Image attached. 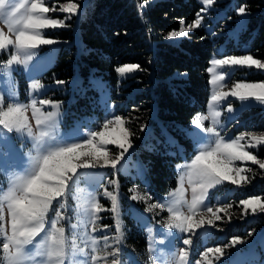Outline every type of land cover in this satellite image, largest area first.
Listing matches in <instances>:
<instances>
[{
    "label": "snow or ice",
    "instance_id": "6c2138e0",
    "mask_svg": "<svg viewBox=\"0 0 264 264\" xmlns=\"http://www.w3.org/2000/svg\"><path fill=\"white\" fill-rule=\"evenodd\" d=\"M205 6H212L214 0H201ZM80 5L77 3H65L60 6V11L69 14L78 12ZM247 6L240 5L238 14L244 15ZM51 9L46 6L44 0H21L19 3H10L9 0H0V20L7 25V32L0 28V50L14 48V53L6 61L4 67L12 65L28 66L34 59V69L38 73L46 70L49 63L55 56L54 49L43 57H36V49L42 45H54L56 41L46 38L43 30L65 25L64 20L50 19L48 14ZM207 11L201 8L200 12ZM198 12L193 23L187 28L181 27L179 31L173 30L168 37H186L188 30L201 26L204 17ZM183 25V21H180ZM11 34V35H10ZM215 35V33H211ZM204 37H202L203 39ZM234 66L255 67L264 69V61L255 59L248 55H223L221 58H212L211 67L207 69L211 75V102L208 115L200 114L192 120L195 126L191 135L195 145L191 161L188 164L178 166L181 168L179 176V187L170 191L168 198H161L163 202L148 204L147 211L154 209L167 211L170 215L166 221L168 230H176L181 236L180 243L183 247L178 253L173 254L163 249L157 250L152 243L149 244V251L157 253L153 259L156 264H189V249L193 245V237L198 230L205 229V226L217 225L223 221V214H228L231 204L223 206H209L206 201L209 198L210 190L217 186L230 182L233 185L248 183V178L243 175L246 171L243 167H237L236 162L251 161L264 169V160H261L253 152L246 150V144L253 147L264 144V133L256 134L241 133L235 138L225 139L220 134L218 126L221 112L217 110L221 102L229 96L238 98L243 102L255 100L264 105V82L248 83L236 82L225 90L224 83L229 73L218 71ZM141 69L139 64L125 63L115 70L121 76ZM57 85H63L65 81L56 80ZM44 85L39 80L31 84L33 90L41 89ZM103 87V86H102ZM14 92L9 90L8 99L14 97ZM107 91H103V103L111 118H105L99 130H91L86 133L80 125H77L68 133H60L58 129V117L60 115V102L51 99H31L30 104L6 103L5 96L0 94V171H4L5 161H11L14 155L21 152L9 134H24L32 139L35 155L29 153L30 167L23 170L22 174L15 175L11 180V186L5 192L0 188V237L3 238V257L0 264H100L101 259L108 264V257L111 256V264H121L117 258L120 247H115L112 252L101 257L98 241L90 236L87 231L80 235L85 238V247L77 243V232L81 225L86 227L84 221L78 224H71L72 238L65 234V227L61 221L65 220L62 209L67 206L64 201L74 196L79 202V214L85 215L87 222L95 225L98 220V213L102 211L95 191H85L77 188L76 185L83 178L84 182L91 188L99 185L96 178L98 174L87 175L96 169L110 168L117 170L123 168L122 161L129 149L133 147L131 137L134 135L128 127H125L126 119L121 115L111 113L112 104L107 99ZM39 105V106H38ZM45 105L51 106L52 111H43ZM35 118V125L39 129L34 132L33 125L29 120L28 109ZM228 113H234L229 102L226 107ZM229 119H235L230 116ZM210 120V126L205 122ZM145 125H141L143 130ZM72 137H82L72 139ZM117 146L118 154L109 151L108 146ZM10 167H15L10 163ZM108 183L118 187L117 180H110ZM185 184L191 186L190 199L187 195L188 189ZM136 192V189H132ZM103 195L111 199V211L119 216L117 195L104 188ZM132 199H151L142 197L139 194L133 195ZM219 199V198H216ZM246 215L251 209L252 213H264V201L260 196H252L240 200ZM6 212L10 220L6 219ZM54 214V219L49 218V213ZM142 219V214L138 217ZM231 215L228 220L231 221ZM10 223V230L9 225ZM159 223L165 224L164 221ZM108 226H105L107 228ZM115 227L120 228L117 219ZM96 232L95 226L91 229ZM149 232L151 229L149 228ZM251 235V233H249ZM167 238L173 237V232L166 233ZM39 237V239H37ZM122 233L115 240L119 243ZM107 235L103 236L104 247H108ZM149 240L152 237L149 236ZM160 244L165 241L161 240ZM242 243L240 237H233L231 245ZM264 243V239H262ZM31 246V247H29ZM228 245H225L227 247ZM91 248V255L86 248ZM85 255L86 261L77 260L79 255ZM210 255L219 259L224 255V247H206L200 253L202 259L193 260L191 264H212ZM248 253H238L237 257L230 258L231 264H249ZM37 257L41 260L37 261Z\"/></svg>",
    "mask_w": 264,
    "mask_h": 264
},
{
    "label": "rangeland",
    "instance_id": "374dc122",
    "mask_svg": "<svg viewBox=\"0 0 264 264\" xmlns=\"http://www.w3.org/2000/svg\"><path fill=\"white\" fill-rule=\"evenodd\" d=\"M90 0H44L46 6H48L51 11L46 14L50 19H60L65 21L63 27H57L55 29L48 28L43 30V34L46 38L53 39L56 41L54 45H42L36 49V57L45 56L50 49H54L55 56L51 63L48 64L46 70L42 73L35 71L33 65L35 64V59L28 65H12L4 67L6 61L10 59L11 54L14 53V48H9L7 50H0V94L5 96L6 103H21L30 104L31 99H51L53 101L60 102L58 117V129L60 133H68L77 125H80L83 131L86 133L91 130H99L104 119L111 118L108 110L105 108L103 103V91H107V99L112 104L111 113L116 115H121L125 117L126 124L131 132L136 136L137 142L150 130L149 124H144L145 127L141 130V134H137L136 125H134V120L140 117L134 114V110L138 111L139 107L130 101L137 91L141 88L138 86H133L129 78L135 75L138 71L132 73H126L121 76L117 73L115 81H111L108 77H104L102 74L90 73L86 78L81 75L76 69V72L67 79H60L59 74L53 70L56 63L58 51L60 45L63 43L61 40L51 35V32L62 29L68 26L74 28L75 41L80 42V31L78 28L79 20L86 9L87 4ZM201 3V0H198ZM10 3H19L21 0H9ZM77 3L80 5L78 12L75 14L64 13L60 11V6L65 3ZM202 4V3H201ZM203 5V4H202ZM228 0H214L212 6H204L207 9L205 12H200L204 17L202 20V25H206V28L210 29L211 26L207 25V21L210 19L215 20L220 16L226 15ZM248 16L247 12L238 18L237 26L241 24L242 21ZM194 22V21H193ZM192 22V23H193ZM230 23L223 22L221 25L223 29ZM189 24L183 23L182 27L187 28ZM0 28H3L7 32V25L0 20ZM236 28L230 32H235ZM193 30H188L189 32ZM11 35V34H10ZM185 37H172L167 39L174 42H180ZM231 45L226 43L218 45L211 55L212 58H221V53L223 55H248L251 54L255 59L257 58L251 51H248V46H243L241 52H230L227 48ZM233 48V47H231ZM211 59L209 67H211ZM264 61V59H260ZM122 66V65H121ZM218 71H223L229 73L225 77V90H228L232 84L236 82H248V83H258L264 82L263 79L251 78L253 75L264 74V69H257L247 66H234L225 69H219ZM210 74V95L207 102L206 108L203 111H199L196 116L200 114L208 115L210 112L209 104L211 102V73ZM39 80L42 85L41 89L33 90L31 84ZM56 80L65 81L63 85H57ZM103 86V87H102ZM9 90L14 92V97L9 100L8 93ZM231 103L233 109L237 111L234 113H228L226 107L228 103ZM245 106L241 108L242 102L236 98L229 96L227 100L220 103L217 110L221 112L219 117L220 125L218 130L220 134L228 138H235V136L241 133H251L256 134L264 133V128L258 125L262 124L264 120V105L256 102L255 100H250L243 102ZM39 106V105H38ZM54 109L49 105L43 107V111H52ZM155 110L152 109V117H155ZM29 120L33 125L34 132H38L39 129L35 125V118L31 114V109H28ZM235 116V119H229L230 116ZM195 116V117H196ZM194 117V118H195ZM210 120L205 122L206 126H210ZM195 128L192 125L186 129V137L191 142V148L188 149L186 144L180 140L178 135L169 132L167 130L163 131L165 135V140L168 143V152L176 158L174 164V169L176 171L177 183L176 186L168 190L167 192H159L156 190L154 184L152 183L151 177L148 172V167L144 161L139 148H137L136 143L133 141V136L131 137L133 147L129 149L128 153L125 155V160L121 163L123 168L120 169L118 165L117 170H112L110 168L96 169L92 172L87 173V175H92L93 173L98 174L97 179L99 180V185H93L91 188L83 178L76 185L77 188L84 189L85 191H95L97 200L102 206V211L98 213V220L95 225L87 222L85 215L79 214V202L74 196L68 197L64 203L66 208L62 209L65 216V220L61 221V225L65 227V234L72 238V233L70 230L71 224H78L80 221H84L86 227L81 225L77 232V243L81 247H85V238L80 234L87 231L88 234L94 237L101 249L100 255L104 257L108 252H112L115 247H120L121 251L118 254V259L121 264H156L153 257L157 254L149 251V244L152 243L153 247L157 250L170 251L173 254L178 253L180 248L183 247L180 243L181 236L186 234H180L176 230H168L166 228V221L169 217V213L161 211L159 209H154L152 212L147 211L148 204L163 202L161 198H168L170 191H174L179 187V176L181 174V168L183 165L190 163L191 157L193 155L194 143L192 138V131ZM12 138V143L16 145L21 152L14 155L11 161H5L4 171H0V188L5 192L11 186V180L15 175L22 174L23 170L30 167V156L29 153L35 155L34 143L30 137L24 134L11 133L9 134ZM82 137H72V139H77ZM241 143L246 144V150L253 152L261 160L263 157L259 156V151L262 145H257L255 147L247 145V141H242ZM108 149L114 155L118 154L117 146L109 145ZM10 163H14L15 167H10ZM181 166V168H178ZM237 167H243L246 171L243 173L248 178V183H242L241 185H233L230 182H225L222 185L217 186L215 189L210 190V195L206 203L209 206L217 207L223 206L225 204H231L232 208L229 209V213L221 214L224 216L223 221H218L215 227L205 226V229L198 230L197 235L193 237V245L189 249V264L193 260L202 259L200 253H202L206 247H224V255L219 259L214 255H210L212 264H231L230 258L237 257L238 253H248L247 260L249 264H264V227L260 228L253 223L257 220V216L261 214L260 212L252 213L249 209L248 213L245 215L243 206L240 205V200L247 199L252 196H260L262 201H264L263 195H257L252 193L253 186H256L258 182L264 183V169H260L258 165L251 161L248 162H236ZM117 180L118 187L108 183L110 180ZM262 180V181H261ZM188 189V197L190 199L191 186L185 184ZM104 188H107L109 192H113L117 195L118 200V211L119 216L111 211V199L110 197H105L103 195ZM132 189H136L133 192ZM3 193L0 192V195ZM139 194L142 197H151V199H132L133 195ZM219 198V199H216ZM142 214V219L138 218ZM228 215H231V221L228 220ZM49 218L54 219V214L49 213ZM6 219L10 220V215L6 212ZM117 219L120 223V228L115 227ZM164 221L165 224L159 223ZM3 222H0L2 224ZM95 226L97 231L92 232V227ZM105 226H108L105 228ZM10 230V223L8 225ZM149 228L151 232H149ZM168 231L173 232V237L171 239L167 238L166 233ZM122 233V238L119 243H116L115 238ZM251 233V235H249ZM107 235L108 247H104L103 236ZM149 236L152 240H149ZM240 237L242 243L237 245H231V240L233 237ZM39 239V237L37 238ZM164 240V244L159 242ZM2 242L3 238L0 237V260H2ZM225 245H228L225 247ZM31 247V246H29ZM86 252L91 255V248H86ZM112 257H108V264H111ZM41 258L37 257V261ZM77 260L86 261L87 257L83 254L77 257ZM68 264V261H65ZM100 264H105L103 258Z\"/></svg>",
    "mask_w": 264,
    "mask_h": 264
},
{
    "label": "trees",
    "instance_id": "16d2710c",
    "mask_svg": "<svg viewBox=\"0 0 264 264\" xmlns=\"http://www.w3.org/2000/svg\"><path fill=\"white\" fill-rule=\"evenodd\" d=\"M228 4L226 15L207 21L210 29L201 24L180 42L168 40L167 35L180 30V21L190 24L195 20L204 8L198 0H90L79 20V43L72 26L51 32L63 42L53 67L60 79L70 78L78 69L85 78L92 72L115 81L117 67L125 63L141 66L129 78L133 86L141 88L130 101L139 107L133 111L140 115L134 120L137 134L144 124L150 130L138 142L133 136V141L159 192H167L177 183L176 158L168 152L163 131L178 135L191 148L186 129L209 100L207 69L215 48L226 43L231 45L230 52H241L248 46V51L264 59V0H228ZM240 5L247 6L248 16L237 26ZM226 21L230 24L223 29L221 23ZM252 77L263 79L264 74ZM152 109L155 117L151 119ZM258 126L264 128V120ZM259 156L264 158V145ZM251 188L264 197L263 182ZM253 224L264 227V213Z\"/></svg>",
    "mask_w": 264,
    "mask_h": 264
}]
</instances>
